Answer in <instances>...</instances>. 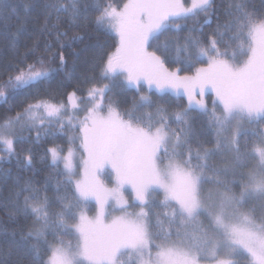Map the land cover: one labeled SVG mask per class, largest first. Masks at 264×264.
Returning a JSON list of instances; mask_svg holds the SVG:
<instances>
[{
  "label": "snow or ice",
  "instance_id": "6c2138e0",
  "mask_svg": "<svg viewBox=\"0 0 264 264\" xmlns=\"http://www.w3.org/2000/svg\"><path fill=\"white\" fill-rule=\"evenodd\" d=\"M32 8L41 11L46 28L60 12L74 21L95 13L97 26L115 33L118 45L100 63L98 79L84 76L85 97L78 95L79 88L65 102L50 92L40 95L41 86L66 65L62 52L49 59L33 47L0 77L4 104L36 90L14 115L0 117L5 156L31 165L30 149L21 157L16 145L25 142L24 131L36 130L37 140L41 130L55 135L53 121L61 131L65 126L79 131L87 154L81 174L71 147L76 138L68 139L67 149H46L52 166L62 165L63 180L57 178L54 196L48 195L49 179L41 185L18 178L13 215L30 216L32 223L23 230L0 228L8 237L0 253L22 251L30 264H239L238 258L264 264V0L260 7L251 0H229L224 19L216 16L208 36L193 27L182 44L174 40L177 55L170 62L183 65L175 70L166 66L173 49L168 41L158 43L159 37L182 30L179 21L201 14L210 24L214 0H128L122 7L111 0H34L24 5L25 12ZM9 9L17 11L0 0V18L6 20ZM22 30L18 26L11 34L13 42ZM66 35L57 32V37ZM55 59L59 68L52 67ZM145 85L184 96L187 106L169 115L168 108L139 95ZM116 89H135L139 98L121 110ZM209 92L215 96L211 105L204 99ZM192 112L205 118L206 130L194 129ZM206 133L211 147L201 140ZM216 157L223 158L221 164L214 163ZM109 167L115 176L111 188L100 179ZM91 200L97 205L94 216L85 207ZM0 264L8 262L0 259Z\"/></svg>",
  "mask_w": 264,
  "mask_h": 264
},
{
  "label": "trees",
  "instance_id": "16d2710c",
  "mask_svg": "<svg viewBox=\"0 0 264 264\" xmlns=\"http://www.w3.org/2000/svg\"><path fill=\"white\" fill-rule=\"evenodd\" d=\"M184 1L185 4L190 2V0ZM33 2L34 0H8L10 6L17 7V11L12 13L9 9L8 18L6 20L0 18V77L4 76L10 70L11 65L22 59L25 53L33 47L36 48V55H46L49 59L55 53L62 52L67 61L66 65L54 74L50 82L41 86L40 95L46 96L50 92L57 101L65 102L67 94L79 88L78 95L85 97L89 85L84 82V76H96L97 79L99 78V65L107 54L115 51L118 45V37L115 33L97 26L94 19L95 13L92 12H89L86 18L82 17L75 21L64 12L54 14L46 28L44 26V17L38 8H32L25 12L24 5ZM41 2H44V0H41ZM51 2H56V0H51ZM63 2L67 3L68 0H63ZM84 2L91 4L93 0H84ZM111 2L122 7L127 0H111ZM228 2L229 0H214L215 15L210 17V24L204 23V16L201 14L186 21H179L182 30L172 29L159 37L158 43L163 44L168 41L170 49H173L170 59L166 61V66L170 70H175L177 67L183 68L181 64L170 62L177 55L174 51L176 45L173 44V41L179 40V43L182 44L184 37L189 35V29L193 27L202 28V35L204 37L208 36L215 28L216 16H219L221 20L224 19L223 11L227 7ZM251 4L255 7H260V0H251ZM52 25H58V27L54 28ZM18 26H22L23 30L20 32L18 40L13 42L11 34L16 32ZM57 32H67V35L57 37ZM192 34L201 35L200 32ZM73 37L78 38L74 40L72 39ZM48 46H51L50 52L46 51ZM153 50H155V45L149 49V51ZM181 58H183L182 54ZM196 66L200 67L203 65L197 64ZM52 67L59 68L58 59L52 61ZM184 74L189 75L191 72H181V75ZM104 83H108V81H104ZM35 95L36 90L33 89L27 94L21 93L15 100L9 101L8 104L0 101V117L14 115L15 111H19L26 103L31 102ZM139 95L150 96L157 105L168 108L169 114L187 106L186 97L178 96L170 91L167 93H160L156 89L150 91L146 85L140 89ZM134 98H139L135 89L114 90V99L119 102L121 110L131 107ZM150 111H154V109H150ZM191 116L193 118V127L197 132L206 130V120L202 115L192 112ZM172 127L175 128L177 125L172 123ZM246 127L256 128L257 126L246 125ZM51 132L55 133V135L45 136L41 130V138L39 140L36 139V130L23 132L26 140L22 144H17L16 149L21 157L25 155V149H30L33 157L31 165H28L22 159H17V157L5 156L2 146H0V156L4 157L3 160H0V228L6 227L9 231L14 229L23 230L32 223L30 216L26 217L23 214L13 215V193L18 191L17 182L19 177L24 179L32 178L35 181H39L41 185L44 184L46 179H49V196H54L55 194L57 178L63 180V176L59 175L62 165L60 168H54L51 157L46 154V149L52 146L67 149L69 147L68 139L79 131L67 126L61 131L55 121H53ZM211 139V135L207 133L201 136V140L208 147L212 146L210 143ZM222 160V157H216L214 163L219 165ZM106 181L110 182V179ZM20 183H23V180ZM158 199L162 200L163 197L159 196ZM94 205V203H91L90 212H93ZM68 238L71 239V237ZM7 247L8 237L3 232H0V249H7ZM0 259L6 260L8 264H30L29 256L22 251L13 250L10 256L0 253ZM239 259L242 261L241 264H246L245 259Z\"/></svg>",
  "mask_w": 264,
  "mask_h": 264
},
{
  "label": "rangeland",
  "instance_id": "374dc122",
  "mask_svg": "<svg viewBox=\"0 0 264 264\" xmlns=\"http://www.w3.org/2000/svg\"><path fill=\"white\" fill-rule=\"evenodd\" d=\"M127 2H128V0H127ZM127 2H126V3H127ZM184 3H185V1H184ZM189 75H191V74H189ZM146 87H147V86H146ZM147 89H148V88H147ZM153 89L155 90V88H153ZM153 89H152V90H153ZM170 92H172V91H170ZM174 93H175V92H174ZM197 98L199 99V97H197ZM204 99H205L206 101L209 102V105H211V100H212V99H215L214 93H211V92L206 93L205 96H204ZM147 111H150V109H148ZM170 114H171V113H170ZM170 114H169V115H170ZM80 135H81V133L78 132L76 135H74L73 137H71V138H76V143H75V144H72L71 147L73 148V150H74V152H75V162H76L77 164L80 165L78 171L82 174V173H83L82 158H83V159H86V158H87V154H86V152H84V151L82 150V147H81V145H80V141H79V139H78V138L80 137ZM77 178H79V177H77ZM100 179L103 180V182H104V184H105L106 187L111 188V187H114V186H115V176H114V174L112 173V170H111L110 167L104 169L103 175H101ZM108 179H110V182H107V181H106V180H108ZM125 196H126V198L128 199L129 203H132V201H133V194H132V190H131L130 188H127V189L125 190ZM89 202L95 204L94 207H93V208H94L93 212H90V211H89V208H90V206H91V203H89ZM89 202H88V204L85 206V207L88 209V213H87V214H88L89 216H94V215H95V209H96V207H97L96 202H95L94 200H91V201H89ZM129 210L132 211V210H134V209H129ZM135 210H138V209H135ZM113 215H120V213H119V212H116V213H113ZM238 259H239V258H238ZM241 263H242V261H240V259H239V264H241ZM246 264H247V261H246Z\"/></svg>",
  "mask_w": 264,
  "mask_h": 264
}]
</instances>
